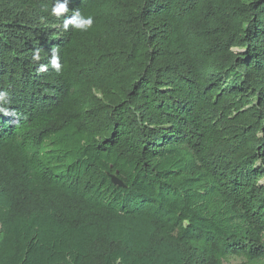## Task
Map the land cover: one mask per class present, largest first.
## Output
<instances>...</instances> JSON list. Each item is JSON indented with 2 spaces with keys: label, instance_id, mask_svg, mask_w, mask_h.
Masks as SVG:
<instances>
[{
  "label": "trees",
  "instance_id": "trees-1",
  "mask_svg": "<svg viewBox=\"0 0 264 264\" xmlns=\"http://www.w3.org/2000/svg\"><path fill=\"white\" fill-rule=\"evenodd\" d=\"M56 3L0 0V264H264V0Z\"/></svg>",
  "mask_w": 264,
  "mask_h": 264
},
{
  "label": "clouds",
  "instance_id": "clouds-1",
  "mask_svg": "<svg viewBox=\"0 0 264 264\" xmlns=\"http://www.w3.org/2000/svg\"><path fill=\"white\" fill-rule=\"evenodd\" d=\"M69 11L70 9H69L67 0H65V2L63 3L57 0V3L52 8V15L59 16ZM69 25L73 26L75 29L87 31L93 25V17L92 16L84 17L77 12V14L74 17H70L65 20V23L63 25L64 30H67L69 28ZM34 59L36 60L40 59L38 53L34 56ZM51 65L57 70H59L60 68L59 57L57 53L55 52V50L53 51ZM42 70H43V67H42ZM6 96H7L6 93H0V99H4L6 98ZM0 111H4L7 114V109H0ZM257 135H260V133L258 132ZM259 182L261 181H258V183Z\"/></svg>",
  "mask_w": 264,
  "mask_h": 264
},
{
  "label": "water",
  "instance_id": "water-1",
  "mask_svg": "<svg viewBox=\"0 0 264 264\" xmlns=\"http://www.w3.org/2000/svg\"><path fill=\"white\" fill-rule=\"evenodd\" d=\"M114 182L119 184V185H123V182L116 177L114 178Z\"/></svg>",
  "mask_w": 264,
  "mask_h": 264
},
{
  "label": "rangeland",
  "instance_id": "rangeland-1",
  "mask_svg": "<svg viewBox=\"0 0 264 264\" xmlns=\"http://www.w3.org/2000/svg\"><path fill=\"white\" fill-rule=\"evenodd\" d=\"M230 261V263H237L240 261V258H232Z\"/></svg>",
  "mask_w": 264,
  "mask_h": 264
}]
</instances>
